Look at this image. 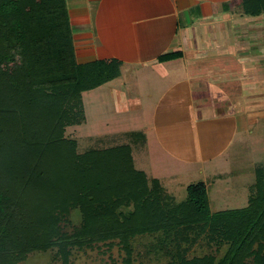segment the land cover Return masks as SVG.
Listing matches in <instances>:
<instances>
[{
    "label": "trees",
    "instance_id": "obj_1",
    "mask_svg": "<svg viewBox=\"0 0 264 264\" xmlns=\"http://www.w3.org/2000/svg\"><path fill=\"white\" fill-rule=\"evenodd\" d=\"M242 7L258 15L264 0ZM120 65L114 57L77 61L65 0H0V264L53 247L69 264L72 249L114 240L130 264L134 236L175 240L191 231L224 253H177L172 264H264V167L255 169L246 206L212 212L203 181L176 202L135 168L129 145L79 153L64 135L85 120L83 92L116 78Z\"/></svg>",
    "mask_w": 264,
    "mask_h": 264
},
{
    "label": "crops",
    "instance_id": "obj_2",
    "mask_svg": "<svg viewBox=\"0 0 264 264\" xmlns=\"http://www.w3.org/2000/svg\"><path fill=\"white\" fill-rule=\"evenodd\" d=\"M237 1L65 0L78 62L114 57L121 61L119 75L124 65L135 67L138 83L150 74L174 76L169 92L188 98L187 117L155 125L160 157L169 163L191 160L161 144L173 126L190 130L201 163L224 162L221 155L229 142L223 137L237 139L243 117L250 114L249 94L264 89V13L236 11ZM165 53L178 56L159 60ZM110 93L118 110L142 108L136 93L129 97L114 88Z\"/></svg>",
    "mask_w": 264,
    "mask_h": 264
},
{
    "label": "rangeland",
    "instance_id": "obj_3",
    "mask_svg": "<svg viewBox=\"0 0 264 264\" xmlns=\"http://www.w3.org/2000/svg\"><path fill=\"white\" fill-rule=\"evenodd\" d=\"M237 2L234 9L242 12L241 0ZM134 69L133 65L126 64L121 67V74L117 78L83 92L85 120L81 124L67 126L64 132L66 137L77 141V152L127 144L132 149L135 167L144 170L148 179L159 178L166 193L173 195L176 202L186 198L188 184L203 181L212 212L246 206L249 194L254 191L255 169L264 167V89L249 94L247 109L250 114L243 117V131L237 132V139L230 142L223 137L225 143L229 142L221 155L224 162L209 160L201 163L195 158L197 153L192 146L194 140L190 130L173 126L172 133L166 132L164 137L161 136V144L170 150L182 152L184 157L191 160L169 163L160 157L155 125L186 118L188 98L180 97L174 90L169 92V87L174 83L172 74L165 78L150 74L138 83ZM111 88L124 90L129 97L135 93L140 95L142 108L129 106L127 110H118L110 93ZM161 89H164L162 94ZM148 92H152L149 97L146 96ZM180 111H184L185 115ZM179 137L183 138L186 148H180ZM69 218L76 225L80 221V214L73 210ZM162 236L160 233L134 236L129 243L130 264H172L177 253L186 258L205 254L219 258L226 249L225 245L217 247L197 231L187 232L185 238L175 240H164ZM126 257V252L114 240L110 244L99 242L91 247L72 249L69 264H125ZM19 264H61V257L55 247L44 251L34 250L28 252Z\"/></svg>",
    "mask_w": 264,
    "mask_h": 264
}]
</instances>
